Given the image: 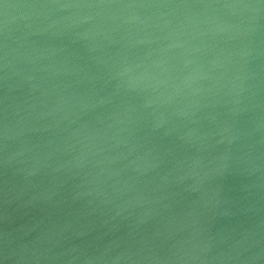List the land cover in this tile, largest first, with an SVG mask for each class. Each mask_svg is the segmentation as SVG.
I'll list each match as a JSON object with an SVG mask.
<instances>
[{
    "label": "water",
    "instance_id": "95a60500",
    "mask_svg": "<svg viewBox=\"0 0 264 264\" xmlns=\"http://www.w3.org/2000/svg\"><path fill=\"white\" fill-rule=\"evenodd\" d=\"M0 264H264V0H0Z\"/></svg>",
    "mask_w": 264,
    "mask_h": 264
}]
</instances>
